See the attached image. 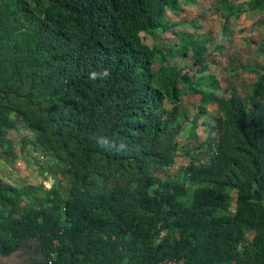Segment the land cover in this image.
I'll return each mask as SVG.
<instances>
[{
	"label": "trees",
	"instance_id": "trees-1",
	"mask_svg": "<svg viewBox=\"0 0 264 264\" xmlns=\"http://www.w3.org/2000/svg\"><path fill=\"white\" fill-rule=\"evenodd\" d=\"M182 2L195 0H0V158H16L6 132L21 126L69 183L0 179V254L39 237L52 264H264V67H241L256 76L241 97L205 74L209 34L165 52L144 44L141 34L186 25L167 16ZM235 2L216 0L223 37L249 12L264 34V0ZM247 44L264 58V40ZM179 57L194 74L170 64ZM197 96L190 121L215 106L216 138L183 174L162 177L189 121L177 123L181 100Z\"/></svg>",
	"mask_w": 264,
	"mask_h": 264
},
{
	"label": "rangeland",
	"instance_id": "rangeland-1",
	"mask_svg": "<svg viewBox=\"0 0 264 264\" xmlns=\"http://www.w3.org/2000/svg\"><path fill=\"white\" fill-rule=\"evenodd\" d=\"M243 0L235 3L241 4ZM216 0H195V3H181V11L178 14L167 13L169 21L172 23L185 22V26H178L174 29L177 33L169 31L151 38L141 34L144 44L153 47L157 45L164 52L172 45L178 43V37L193 35L196 38L203 34H209L211 42L208 45L211 55L208 61V71L205 74L213 75L219 82L223 91L235 90L238 95L245 97L250 90V85L256 79L254 74H249L241 70L242 66L261 65L264 67V58L255 54V48L251 41L257 43L264 40L263 30L256 24L258 14L249 12L239 19H231L229 25V37L224 38L221 33L222 19L214 11ZM191 27L189 24H193ZM223 50L217 51L215 47L222 46ZM212 61V62H210ZM170 64L185 68L192 74L197 70L193 67L192 60L175 58L170 59ZM199 97H184L181 100L180 116L177 123L183 116L189 121L183 124V128L178 137L179 151L171 168L159 173L164 177L167 175L180 176L188 166L191 157L202 158L206 150V143L216 138V132L212 130L215 126L214 120L218 117L215 106H210L207 116L197 121L193 126L191 117L195 113ZM171 108L167 106V109ZM7 140L16 151V158H0V179L12 186L19 184H38L49 189L54 184L60 185L64 192H67L69 183L68 177L63 167H56L54 159L40 150L34 149L27 143L32 138V134L23 127L18 126L16 130L6 132ZM24 140V141H23ZM27 140V141H26ZM25 143V144H24ZM21 148L23 150L21 151ZM45 169V170H44ZM59 181V182H58ZM58 182V183H57ZM31 185V186H32ZM18 188V186H15ZM29 187V186H28ZM19 189V188H18Z\"/></svg>",
	"mask_w": 264,
	"mask_h": 264
},
{
	"label": "crops",
	"instance_id": "crops-1",
	"mask_svg": "<svg viewBox=\"0 0 264 264\" xmlns=\"http://www.w3.org/2000/svg\"><path fill=\"white\" fill-rule=\"evenodd\" d=\"M26 185L31 186L32 184ZM15 186H18V188L21 189L24 184ZM32 186L41 187L44 190H47L40 183L33 184ZM0 264H48L44 255L43 241L39 237H30L21 240L14 251L7 255L0 254Z\"/></svg>",
	"mask_w": 264,
	"mask_h": 264
},
{
	"label": "clouds",
	"instance_id": "clouds-1",
	"mask_svg": "<svg viewBox=\"0 0 264 264\" xmlns=\"http://www.w3.org/2000/svg\"><path fill=\"white\" fill-rule=\"evenodd\" d=\"M110 75L109 71L107 69H105L102 72H96V71H92L91 73H89V78L90 79H96V78H107ZM98 144L100 146H108L110 144V141L106 138V137H101L98 139Z\"/></svg>",
	"mask_w": 264,
	"mask_h": 264
},
{
	"label": "built area",
	"instance_id": "built-area-1",
	"mask_svg": "<svg viewBox=\"0 0 264 264\" xmlns=\"http://www.w3.org/2000/svg\"><path fill=\"white\" fill-rule=\"evenodd\" d=\"M53 245L56 246L57 245V241H54L53 242ZM56 258V254L55 253H52L51 254V259L48 260V264H52L53 260H55ZM164 264H183V263H180V262H174V261H167V262H164Z\"/></svg>",
	"mask_w": 264,
	"mask_h": 264
}]
</instances>
